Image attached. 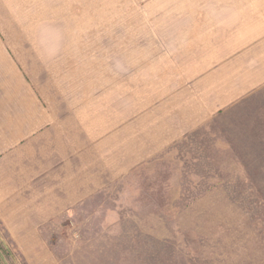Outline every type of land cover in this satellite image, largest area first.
<instances>
[{
	"label": "rangeland",
	"instance_id": "374dc122",
	"mask_svg": "<svg viewBox=\"0 0 264 264\" xmlns=\"http://www.w3.org/2000/svg\"><path fill=\"white\" fill-rule=\"evenodd\" d=\"M38 1L0 5V264H264V47Z\"/></svg>",
	"mask_w": 264,
	"mask_h": 264
},
{
	"label": "crops",
	"instance_id": "0c3cea01",
	"mask_svg": "<svg viewBox=\"0 0 264 264\" xmlns=\"http://www.w3.org/2000/svg\"><path fill=\"white\" fill-rule=\"evenodd\" d=\"M37 3L38 0H0L2 6ZM64 3L92 4L96 0ZM144 5L149 9L158 8L157 19L163 21L162 27L169 31L165 36L208 38L206 42L213 38L212 44L226 46L225 53L230 52L229 46L236 44L243 55L264 47V0H148ZM230 37H237V40L230 41ZM201 43L194 41L190 45ZM220 59L228 61L229 56L225 54ZM20 204L21 196L10 192L0 194L1 212L9 214L10 220L16 218Z\"/></svg>",
	"mask_w": 264,
	"mask_h": 264
}]
</instances>
